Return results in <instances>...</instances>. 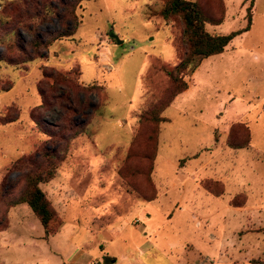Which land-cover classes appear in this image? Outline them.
<instances>
[{"label":"rangeland","instance_id":"1","mask_svg":"<svg viewBox=\"0 0 264 264\" xmlns=\"http://www.w3.org/2000/svg\"><path fill=\"white\" fill-rule=\"evenodd\" d=\"M164 1H81L75 10L79 24L74 34L51 42L44 58L0 61V184L9 187L8 196H0V230L8 229L10 215L29 211L26 204H8L24 185L21 172L11 169L13 162L48 144L60 148L63 159L56 168L57 178L40 186L63 223L48 244L34 238L40 248H56L54 264H86L99 254L86 225L102 228L119 215L131 219L130 199L146 211L134 216L130 228L108 244V251L117 257L114 264H127L132 253L137 255L134 264H260L264 260V156H253L256 150L264 152V106L247 110L243 101L254 95L253 104L264 99V0H254L252 26L232 39L235 51L205 58L201 84L194 72L187 73L186 93H179L161 111L163 120L155 123L145 116L168 100L172 84L165 69L176 65L186 50L182 24L158 15ZM201 1L211 11L220 1L224 8L220 24H206L209 32L227 33L245 25L248 0ZM26 7L22 0H0V55H18L16 45L29 49L32 36L26 28ZM59 27L52 17L37 25V34L46 39ZM111 31L121 43L110 37ZM50 69L68 75L72 84L52 86V79L43 75ZM195 83L199 87L194 88ZM40 89L47 93L45 104ZM227 92L235 96L231 103ZM177 100L184 105V119L177 115ZM64 115L71 135H56L53 144L48 143L44 129L68 134L54 126ZM245 121L251 129L250 147L238 151L245 158L231 159L235 163L230 170L244 177L253 172L250 178L257 175L255 179L235 180L230 188L229 181L219 179L223 169L193 173L187 165L182 170L188 158L207 155L203 148L214 145V135L224 147L227 139L242 142L248 135ZM229 151L225 149L224 155ZM176 160L178 166L171 172ZM245 167L249 172L244 174ZM154 191L158 198L145 202ZM205 196L222 199L215 205ZM89 205L103 207L105 216L91 222ZM181 207L193 214L177 216ZM221 207L226 212H219ZM33 229L34 233L42 229L37 218ZM25 241L21 233L11 247L0 245V257L44 264ZM100 242L98 238L97 246L103 248ZM104 262L97 257L89 264Z\"/></svg>","mask_w":264,"mask_h":264},{"label":"trees","instance_id":"2","mask_svg":"<svg viewBox=\"0 0 264 264\" xmlns=\"http://www.w3.org/2000/svg\"><path fill=\"white\" fill-rule=\"evenodd\" d=\"M81 1L84 0H22L23 4L27 6V12L25 14L27 15L26 18L29 22L26 23V28L32 36V41L29 43V49H24L22 46L16 45L18 47L17 52L19 54L17 53L18 55H12L11 57H7L2 54L0 55V61L19 63L44 58L46 56L45 52L47 50V46L51 44V42L65 37H70L74 34L79 24L75 10ZM248 1L249 3L246 6L245 25L227 33H213L206 29V24L218 25L222 22L224 14L222 1H220V6L213 11L204 6L201 0L164 1L163 6L158 11V15L164 20L175 21L182 24V40L185 44L186 50L183 57L176 65L170 69H165V72L172 84L168 100L156 111V113L145 116L146 119H150L155 123L163 120V117L160 116L161 111H163L166 106L171 104L179 93L188 88V84L184 76L187 73L194 72L202 59L223 52L225 47L235 36L247 31L250 28L252 23L251 14L254 0ZM52 17H56L58 19L60 27L44 39L37 34V25L49 20ZM10 30H12V28H10ZM14 33L16 34V32ZM43 75L52 79V86L57 83L64 85L67 84L68 86L72 84V79L68 75L57 70L50 69V71L43 72ZM81 88L89 89L91 87ZM39 92L42 98L41 104H45V102H47V93L42 89H40ZM62 107L66 109V112L67 109H69L68 107L66 108L64 104ZM60 120V123H57L54 126L63 127V131H67L68 133L69 128L66 124H69L70 121L65 117V115ZM43 132L49 137L50 141H48V143L52 144L54 142L52 140L56 137V135H71L69 133L60 134L52 129H44ZM75 134L76 133H73L72 135ZM247 134V137L239 143L232 142L231 139H227V145L231 148H242L247 146L250 141L248 129ZM61 139L66 140L68 137H61ZM56 145H58V143ZM51 146L52 147H50L49 144L48 146L45 145L33 154L26 156L23 155L13 162L11 169H16L21 172L24 185L19 194L15 197H10L8 202L9 206L22 203L26 204L42 225L45 238L52 236L56 231H58L61 224L58 213L55 211L51 201L40 186V184L47 183L54 178L57 165L63 159L61 149H56L53 145ZM151 171L153 174L154 165H152ZM151 182L152 185H155L153 180H151ZM8 188V186L5 187L4 183L0 184V196H2V198L8 196L6 194L9 190ZM156 196L157 193L154 191V194L146 197L145 200L151 201L155 199ZM260 264H264V260Z\"/></svg>","mask_w":264,"mask_h":264},{"label":"crops","instance_id":"3","mask_svg":"<svg viewBox=\"0 0 264 264\" xmlns=\"http://www.w3.org/2000/svg\"><path fill=\"white\" fill-rule=\"evenodd\" d=\"M255 3H256V0H255ZM251 26H252V23H251ZM251 26H250V28H251ZM249 29L247 31H249ZM244 32H246V31H244ZM244 32H242V33H244ZM241 34H239L237 36H240ZM237 36H235V37H237ZM235 49H236V44H234L232 42V40H231L228 43V45L225 47L224 51L219 53L220 54L219 57L222 58L223 56H226V54L230 55V53L234 52ZM215 55H218V54H215ZM211 56H214V55H211ZM211 56H209V57H211ZM209 57H206V58H209ZM204 59L200 62V64L198 65V67L196 68V70L193 73V76L196 77V79H198L200 84H201V81H203L202 79H200V77L202 75H204V73L202 72V62L204 61ZM205 69H207V67H205ZM206 72H207V70H206ZM193 87L197 88L199 86L197 85V83H195V85ZM184 93H186V90H184ZM227 94H228V97H229L228 103H231V101L234 100L235 96H233V94L231 92H229V93L227 92ZM182 96H184V95H182ZM180 98L182 99L184 97H180ZM256 98H257L256 95H254V96H252V98L246 97L245 99H243V101H247V103H248L247 110H252V108L257 109L260 106V104H262V106H264V99H262L261 103L253 104V102L256 100ZM177 104H178L177 115L180 118L184 119V117L186 115L185 111L182 112V109H183L184 105L182 104V102H180V100H177ZM183 114H185V115L183 116ZM241 122H242V120H241ZM244 124L248 128L249 134H251V129H250L248 123L245 121ZM214 140H215V143H214L213 146H209V147H204L203 148V150L208 149V151L205 150L206 152H208L206 156L201 157L199 155L200 153H197L196 155L192 156V158H194L193 161H190L191 159L188 158L187 159V163H186V165H184L182 170H185L187 165L189 167L190 166L192 167L191 171L193 173L200 172V170L206 172L207 170L209 171V170H216V169L221 170V169H223L224 171L223 170L222 171H223V175L224 176H222L219 179L220 180H224V181H229V183L231 185L230 188L233 187L235 180L237 182V180L239 179V182H244V180H246V178H249V180L255 179V177L257 175L255 177H253L252 179L250 178V174H252L253 172H250L248 177H244V175H241V174L238 175L236 173L231 172V170H230L231 166L235 163L234 161L232 162L231 159H235L236 160L239 157H240V159L245 158L244 156H240V154H238L239 153L238 151L242 150L241 152H243L244 149H247V148L250 147L249 144L247 146H245V147L236 148L235 150H233L234 148L229 147L227 144H226L227 145L226 147L222 146L221 144L224 143V142H222L221 144L219 143V136L214 135ZM216 143L217 144L219 143L218 144L219 145V151H216L217 150V148H216L217 144ZM168 144H169V142H168ZM214 147H215V149H213ZM225 149L231 150L232 153L229 151V153L227 155H224ZM218 152H220V153L218 154ZM254 152L255 153H254L253 156H255V155H263L264 156V152H262V151L256 150ZM163 153H164V151L162 149V153L161 154H163ZM241 154H243V153H241ZM163 161H166L165 164L171 165V164H168L169 163V162H167L168 160H162V163L164 164ZM177 162H178V160H176L174 163H172V166H170V171L171 172H174L175 167L178 166ZM206 166H208V167H206ZM156 167H157V170H159L161 168L157 164H156ZM248 168L246 170V167H245L244 174L249 172ZM227 171H229V173H227ZM155 172H156V170H155ZM57 175L58 174L56 173L55 177L52 180H50L48 183L54 182L55 179L57 178ZM180 180H182V179H180ZM177 181H178V179H177ZM250 182L252 184V181H250ZM242 185H243V183L241 184V186ZM184 193H187V192H184ZM182 196H179L178 198H181ZM187 196L188 195H184V198H186ZM205 197L206 198H204V197L203 198L206 199V200H210L215 205L217 203H219V201L222 199L221 197L219 198V196H214V197H211V198L207 197V196H205ZM157 198L158 197L156 196V198L151 200V201H155ZM190 198H193L194 201H195L196 197H193L191 195ZM176 200H177V198H176ZM197 201L200 203L201 197H197ZM145 202H150V201H145ZM168 202L171 203V201L169 199H168ZM174 203H172V204L174 205ZM22 204H24V203H22ZM129 205L130 206L128 208V211H131V212H129L128 215H131L132 218L134 216H137L138 213H142V211H144V212L146 211L145 209H143L141 204L136 203L135 199H133V200L130 199ZM25 206H27V205H25ZM131 206H132V208H130ZM178 207H180V206H178ZM27 208H28L29 211H26L24 213H16V215L14 214L15 216L14 215H10V223H9L8 229L0 230V245L3 248L4 247H11L12 240L15 239L17 236H19V234L23 233L25 235V237H26L25 243H28L29 244V248H32V251L34 250L37 253V257H38L37 261L38 262H43L44 264H54L55 262L53 260V257L55 258V256H57L58 253H59V252H57L56 248L52 247V246H48L47 248L46 247L40 248V246H38V244H35L36 241H34V238H36V237L40 238V240L42 239L45 243L48 244L51 241V239L53 238V236L59 231V229L52 236H49L48 238H45L44 237V229H43L42 225L40 224L41 228H42L41 231L40 232L37 231V233H34L33 232V230H34L33 226H35V224H36V217L34 216V214L32 213V211L30 210V208L28 206H27ZM129 209H131V210H129ZM88 210L90 211V214H91V219H90L91 222L95 221V220L96 221L100 220L106 214L105 211H104V208L100 207V206L97 207V206L89 205ZM178 210L179 209H177V211ZM225 210L226 209L221 207L219 212L222 213ZM183 212H186V216H188L190 214H193L191 212V210L181 207L180 211H178L177 216H179L180 213H183ZM107 214H109V213H107ZM146 215L149 216L150 214L146 213ZM60 216H62V215L60 214ZM61 218L62 217H60L61 224H60L59 228L61 227V225L63 223V218L62 219ZM131 219H126L125 220L124 215H119V217L117 219H115L112 224H105V226L102 227V228H98V226L96 228H93L92 225H90V226H89V224L86 225V229L92 234V239H93L92 240V244L95 245V247H97L99 249V254L96 253L94 256H91V258L89 259V261L86 264H89V262L92 259H95L97 257L100 258V259H104L105 260V262L103 264H114V263H116L117 257L113 253H110L108 251V246H109L108 244L110 242H112L114 240L115 236L119 235L122 230L130 228L129 226H130ZM118 220H119V222H118ZM135 227L137 229L138 225H136ZM141 227L143 228V232L147 233L146 231H144L145 230V226L143 225ZM133 228L134 227H132V229ZM108 229H110V230H108ZM18 238H17V241H18ZM98 238L101 241L100 244L104 245L103 248H99L97 246ZM17 245L20 246L19 243H17ZM33 247H34V249H33ZM35 247L38 248V249L36 250ZM140 253L141 252H138V254H140ZM31 255H33V253ZM136 256H137L136 254L132 253L131 256L129 257V262L127 264H134ZM108 258H110V259H108ZM24 262H23V260H17L16 258H13V257H7V258L6 257L5 258L4 257H0V264H24ZM61 264H64V262L62 261Z\"/></svg>","mask_w":264,"mask_h":264},{"label":"water","instance_id":"4","mask_svg":"<svg viewBox=\"0 0 264 264\" xmlns=\"http://www.w3.org/2000/svg\"><path fill=\"white\" fill-rule=\"evenodd\" d=\"M109 35H110L111 38L115 39L117 43H121V42H122V40H120V39L118 38V35L115 34L114 32L111 31V32L109 33Z\"/></svg>","mask_w":264,"mask_h":264}]
</instances>
